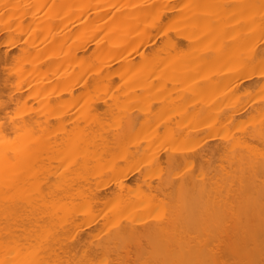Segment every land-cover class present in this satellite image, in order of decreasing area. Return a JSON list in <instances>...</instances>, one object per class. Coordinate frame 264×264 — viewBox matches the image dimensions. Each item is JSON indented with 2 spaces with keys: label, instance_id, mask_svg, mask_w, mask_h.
Listing matches in <instances>:
<instances>
[{
  "label": "bare ground",
  "instance_id": "1",
  "mask_svg": "<svg viewBox=\"0 0 264 264\" xmlns=\"http://www.w3.org/2000/svg\"><path fill=\"white\" fill-rule=\"evenodd\" d=\"M19 1L0 0L1 22L16 19L20 23L27 16L29 26L47 25L50 29L56 27L59 22L65 25L70 17L76 18L73 26L76 45L64 58L69 57L79 64L82 90L86 97H89L91 91L106 89L104 82L111 80L110 66L98 65L100 59L115 49L120 52L125 50L129 34L133 30L132 23L140 18V14L147 16L145 10H153L152 6L156 4L153 0L154 5L150 3L152 6L148 5L143 13L138 14V9L130 6L128 0V5H124L126 8H122L123 11L113 13L100 25L99 9L107 0H26L28 9H20L22 4L18 5ZM186 3L190 8V18L192 16L191 19L197 21L200 19L203 27L211 23L214 27L225 19L227 15L224 14H228L231 9H237L238 6H242L238 7L239 9L255 6L257 10L263 6L257 12V17L264 20V0H186ZM222 5L226 6V9L215 12ZM247 16L244 20L240 17L244 21L240 23L248 24L254 18ZM218 17L223 19L217 20ZM158 19L161 21V18ZM216 21L218 23H215ZM247 24L243 26H248ZM71 33L70 30L65 32L62 38L59 33L51 36L47 47L55 57H59L63 48H58L57 45H63L64 37ZM252 33L254 34L243 32L240 37L247 40ZM204 38L206 36L202 39ZM91 43L94 48L89 47ZM198 44L192 47L196 49L195 52H201L199 55L204 56L203 60L213 57V54L218 55L221 50L223 55L225 51L227 55L229 49H224L225 44H220L219 52L218 47L216 50L207 48L205 52L203 50L208 46L205 45L202 49ZM33 45L34 43H25L21 50L22 55H28L26 60L38 59L45 51ZM244 47L242 45V48ZM197 48H201L203 52ZM209 50L216 52L212 54ZM230 50L228 53L234 51ZM245 55L264 60V46H253ZM143 58L146 59V56ZM158 60L162 62L159 63ZM56 61L64 62L60 59ZM121 61L123 74L130 76L134 71L132 60ZM155 61H158V64L155 63L157 66L163 64L158 52L153 55L146 70L151 68ZM52 63L44 62L36 69L23 71L18 56L0 51V264H264V102H257L246 109L258 119V124L252 131L245 134L243 139L237 137V141L232 140L230 143L229 139L227 141L226 137L223 138L225 141L219 146L210 147L212 149L208 150V154L198 152L203 147L199 139L202 132H210L214 125L194 129L190 133L181 132L176 140L172 135L170 140L173 144L195 142L197 144L194 148L198 150L193 152L187 148H172L166 156L168 166L198 164L201 173L160 180L155 190H150L148 194H138L133 200L117 206L114 210L116 222L112 229H107L103 235L102 232L92 235L84 233L81 229V223L92 216V206L86 203L84 195L90 193L91 184L102 174L98 167L101 159L97 158L98 154L92 152L91 148L98 147L99 141H106L102 140L101 134L92 136L94 133L85 134L81 130L78 131L72 144L77 148V166L80 172L68 174L66 171H55L51 175L47 171L40 182L38 154L44 145L43 139L28 136L27 121L24 118L18 114L14 118L10 116L14 109L26 107L28 98L32 96V101L50 104L48 109H52L51 111V103H55L59 110L64 107L66 101L61 100V91L52 92V86L47 85L50 81L42 82L30 74L42 73L57 65ZM155 65L153 64L152 68ZM192 73L193 71H181L179 68L178 75L174 77L175 81H186ZM244 79L245 77L242 81ZM218 80V76L206 79L208 91L204 92V100L196 108L203 117L217 120L222 116L225 120H230L233 117L232 111L229 108H224V111L221 106L224 97L219 96V93H211L227 87L228 82H225L222 88L217 83ZM13 81L15 86H12ZM23 81L34 83L28 97L21 94L20 84ZM242 81L239 80L235 88L241 87ZM162 84L164 81H160L161 88H164L165 84ZM64 91L73 95L72 89ZM234 91L235 89L232 92ZM223 112H226V117ZM56 115L59 124L64 125L68 119L67 114L59 111ZM123 125L125 127L119 128L122 134L130 133L134 129L132 120H127ZM60 130L63 131L62 136L49 139L46 149L52 150L65 162L69 137L66 127H60ZM117 134L116 138L115 134L112 136L115 140L119 136ZM112 137L110 138L113 142L110 143L116 144ZM110 138L104 137L108 142ZM211 141L213 139L206 142ZM255 144H259L261 149L254 146ZM155 160L157 161L158 157ZM97 167L99 170L90 172V169ZM205 169H208L207 174L203 173ZM76 180L79 182L74 185ZM116 186L118 190L125 188L123 180L118 181ZM163 193L176 194L171 217L167 222H144L158 209L154 202L157 195ZM92 197L99 203L102 194L97 191ZM187 203L192 204L188 210L184 206ZM125 212L131 213V218L124 217L122 214ZM187 213L197 221L204 222L209 233L206 237L186 240L166 234L168 230L175 228ZM134 219L142 221L134 223Z\"/></svg>",
  "mask_w": 264,
  "mask_h": 264
},
{
  "label": "rangeland",
  "instance_id": "2",
  "mask_svg": "<svg viewBox=\"0 0 264 264\" xmlns=\"http://www.w3.org/2000/svg\"><path fill=\"white\" fill-rule=\"evenodd\" d=\"M127 1L107 0L99 9L101 13L98 18L99 24H104L113 13L123 11L122 8L128 5ZM152 1L129 0V5L131 4L130 6L134 9L137 8L139 11L135 10L140 14L149 7L148 5H151ZM158 1L154 0L155 5L152 3L156 8L151 5L153 10L151 8L149 12L145 10V13H148L147 16L145 14L144 17L143 14H140V18L137 16L139 21L136 20L132 23L133 30L129 34L125 50L120 52L119 49H115L100 59L98 65L110 66L111 80L104 82L106 89L91 91L89 97H86L82 90L83 82L80 77L79 64L69 57L64 58L66 53L72 51L76 45L75 29H73L75 17H70L65 25L59 22L56 27H50V29L47 25L29 26L26 20L27 16L20 23L16 19H10L9 22H1L0 19V51L11 56H18L23 71L36 69L44 62L57 63V65L52 63L54 66L56 65L52 69L30 74L42 82L50 81L47 85L52 86V92L61 91V100L66 101L64 107L59 110L55 103H51L53 107V111H51L52 109H48L50 104L39 103L38 100L32 101V96L28 98L26 107L16 108L10 114L12 118L18 114L27 121L28 136L43 139L44 145L38 154L40 182L47 171L51 175L55 171L58 173L66 171L68 174L80 172L77 166V148L72 144L78 131L81 130L85 134L94 133L92 136L101 134L102 140L106 141V143L99 141L98 147L91 148L92 152L98 154L97 158L101 159L98 167L102 174L91 184L90 193L85 192L84 195L86 203L92 206V216L81 223V229L87 234L94 235L102 232L101 235H103L107 229H112L116 222L114 210L117 206L133 200L138 194H148L150 190H155L160 180L166 177L175 179L201 173L198 164L168 166L166 156L172 148H187L188 151L193 152L198 150L194 148L197 144L195 142L173 144L170 140L172 135L176 140L181 132L190 133L194 129H203L214 125L215 127L210 132H202L199 139L203 147L198 152L204 155L208 154L209 149H212L210 147L222 144L225 137L227 141L229 139V143L232 140L237 141V137L244 138L245 134L252 131L258 124L255 115L246 109L257 102H264V60L248 57L245 54L253 46H264V20L257 17L259 16L257 12L263 6L258 10L255 6H250L251 8L245 6L246 8L243 9H239L242 6H238L239 8L231 9L228 14H224L227 15L225 19L218 17L217 20L223 19L221 21L223 25L219 21L220 23L215 24L214 27L212 23L203 27L200 19L198 22L191 19L192 16L190 18L188 14L190 8L186 0ZM25 2L26 0L19 1L18 5L22 4L20 9H28L27 2ZM220 7L215 12L219 13L220 10L222 12L226 9L224 8L226 6L223 5ZM247 15L254 16V18L248 23L249 25L246 23L248 26H243L246 25L243 24V20L244 17H248ZM158 18H161V21ZM241 21L243 22L240 23ZM69 30L72 33L64 37L63 45H57L58 48L60 46L63 48L60 50L62 52L58 53L59 57H55L47 47L51 36L59 33L62 38L64 33ZM243 32H254V34L252 33L247 40H244L240 37ZM214 33L216 34L214 35ZM205 36L206 38L203 40L202 38ZM25 43H34L33 46L37 49L43 48L45 50L43 55L32 61L26 60L28 55L24 56L21 52ZM196 44L202 49L207 45L208 47L203 50L205 52L207 48L218 49L220 44H225L226 48L224 49L229 48L227 49L229 51L232 48L230 51H234L232 53L227 51L226 55V51L223 50L225 51V55H223L221 50L222 55L220 53L215 55L213 54L215 50H212L213 53L209 50V53L214 56L203 60L204 56L199 55L201 52L196 51L197 54L196 49L192 47ZM241 44L245 47L242 48ZM90 45L89 47L94 48L93 43ZM219 50L220 48L217 52ZM157 52L159 59H163V64L157 66L158 61L159 63L162 61H155L152 63V65L157 63L155 67L152 68L151 65V68L146 70V66L150 65L149 61ZM144 55L146 59L143 58ZM57 58L64 62L56 61ZM122 59L132 60L134 71L130 73V76L122 72ZM93 63L95 64V61ZM179 68L181 71H193L191 77L186 81H175L174 77L178 75ZM216 76L219 78L217 83L220 86L225 82H228V85L225 89H220L219 92L211 93H219V96L224 97L221 106L222 109L229 108L232 111L233 117L230 120H225L219 114L217 120L216 118L203 117V114L196 108L204 100V92L208 91L205 85L206 79ZM260 76L263 77L259 78ZM244 77L245 79L242 81ZM239 80L243 84L241 87L235 88ZM160 81H164L165 85L162 84L164 88H161ZM13 85H16L14 81ZM33 85L34 83L29 84L27 81H23L20 84L22 96L28 97ZM222 88L224 87L222 86ZM66 89H72L73 95L65 92ZM234 89L235 91L232 92ZM226 110L224 109V111ZM59 111H64L68 116L64 125L60 123L62 126L56 115ZM222 114L225 116L226 112ZM127 120L133 121L134 129L130 133L124 132L125 135L128 133L124 136L121 129ZM60 127H66L69 137L66 149L67 161L65 160V162L61 160V157H57L52 150L46 149V142L49 139L62 136L63 131L60 130ZM117 132L121 133H118L119 136H124V138L118 136L120 143H118V138L114 139ZM113 134H115L114 138ZM104 137L107 139L112 137L116 144L110 143L111 138L108 142ZM210 139L213 141L206 142ZM254 146L261 149L259 144ZM196 155L194 154V156ZM156 157H158L157 161ZM98 167L90 169V172H96ZM207 172L208 169H205L203 173L207 174ZM120 180H123L125 184L123 190H118L116 186ZM78 182L79 180H76L74 185ZM97 191L102 194L99 203L96 199H92L93 194ZM175 195V193L158 194L154 202V206L158 209L151 218L144 222L148 221L150 224L156 223L157 220L167 222L173 213ZM79 203L81 204L80 201ZM184 206L188 210L192 204L187 203ZM122 215L131 218V213L125 212ZM138 220L141 219H134L133 222L141 223L142 220ZM166 234L189 240L194 237H206L209 233L204 222L197 221L194 216L187 213L177 226L168 230Z\"/></svg>",
  "mask_w": 264,
  "mask_h": 264
}]
</instances>
